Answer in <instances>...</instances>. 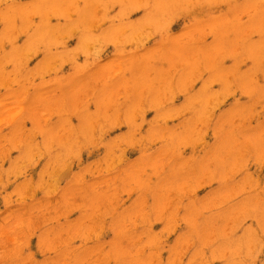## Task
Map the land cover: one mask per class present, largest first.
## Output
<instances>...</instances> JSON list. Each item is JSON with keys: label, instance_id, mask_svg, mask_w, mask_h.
<instances>
[{"label": "clouds", "instance_id": "clouds-1", "mask_svg": "<svg viewBox=\"0 0 264 264\" xmlns=\"http://www.w3.org/2000/svg\"><path fill=\"white\" fill-rule=\"evenodd\" d=\"M0 264H264V0H0Z\"/></svg>", "mask_w": 264, "mask_h": 264}]
</instances>
